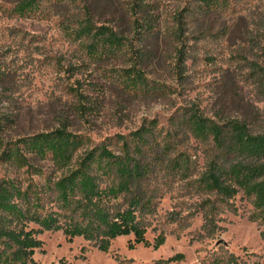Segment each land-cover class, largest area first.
<instances>
[{"label": "rangeland", "instance_id": "374dc122", "mask_svg": "<svg viewBox=\"0 0 264 264\" xmlns=\"http://www.w3.org/2000/svg\"><path fill=\"white\" fill-rule=\"evenodd\" d=\"M22 1L0 0L2 137L12 140L65 125L84 139L78 157L103 141L118 150L117 134L154 120L156 139L172 133L178 150L191 159L187 177L158 172L160 196L146 218L151 243L160 232L165 235L158 248L130 247V234L115 238L105 252L83 237L68 240L58 230L41 235L44 244L35 258L41 264H152L181 253L172 264H206L219 252L233 253L237 264H264L252 203L240 190L225 207L219 195L194 187L191 180L205 167L206 145L179 126L182 112L195 107L206 116L240 119L253 132L264 131V0H225V6L210 11H201L193 0H142L146 10L136 8V14L135 0H37L19 12ZM87 15L124 35L122 48L89 52V40L74 34L78 19ZM136 17L143 25L136 26ZM179 19L181 39L174 37ZM181 47L183 61L177 53ZM134 62L149 80L169 88L125 86L115 70ZM33 161L52 177L61 174L50 159ZM4 175L28 176L24 168L0 163ZM208 198L215 202V225L209 226L202 207Z\"/></svg>", "mask_w": 264, "mask_h": 264}, {"label": "trees", "instance_id": "16d2710c", "mask_svg": "<svg viewBox=\"0 0 264 264\" xmlns=\"http://www.w3.org/2000/svg\"><path fill=\"white\" fill-rule=\"evenodd\" d=\"M193 1L201 11L226 5L225 0ZM36 2L23 0L17 8L23 12ZM146 6L142 0H135L132 8L145 12ZM135 21L136 26L143 25L139 17ZM74 34L89 40L85 47L91 53L114 52L127 40L113 28L97 25L90 15L78 19ZM182 36L183 21L179 19L174 37ZM177 53L183 61L184 48H178ZM115 74L133 90L156 92L169 88L149 80L136 62L116 69ZM151 122L128 134H117L114 143L118 150L109 146L112 141H103L78 157L84 139L65 125L12 140L0 134V163L24 168L28 174L23 180L0 177V264H41L35 252L43 246L41 235L46 231L62 230L68 240L83 237L105 252L122 235L133 234L130 247L143 243L158 248L163 244V232L152 243L146 236V218L155 212L160 196L158 172L187 177L191 174V159L178 150L172 133L156 139L155 121ZM179 126L206 145L205 167L191 180L194 187L219 195L225 207H230V199L242 190L253 205L251 218L261 225L264 240V131L253 132L240 119L206 116L195 107L182 112ZM33 159H50L61 174L52 177ZM33 174L43 180H35ZM214 206L211 198L202 203L207 226L215 225ZM182 257L178 253L152 264H172ZM205 263L237 264V257L217 252Z\"/></svg>", "mask_w": 264, "mask_h": 264}]
</instances>
